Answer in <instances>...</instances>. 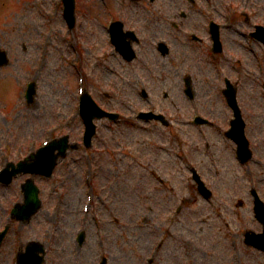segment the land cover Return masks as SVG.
Listing matches in <instances>:
<instances>
[{
	"label": "rangeland",
	"instance_id": "374dc122",
	"mask_svg": "<svg viewBox=\"0 0 264 264\" xmlns=\"http://www.w3.org/2000/svg\"><path fill=\"white\" fill-rule=\"evenodd\" d=\"M59 3L61 0H0V17L4 9H11L7 23L0 26V45L9 50L12 60L8 69L0 71V153L8 150L15 156L21 144H26L30 137L45 134L50 123L63 121L74 106L77 72L67 64L73 52L60 36L59 29L65 30L63 15L55 16L53 12V9H62ZM187 6L195 10L189 11L188 18L183 19L187 23L185 27L201 24L200 34L205 37V44H209L206 18L213 17L224 24V52L216 58L208 49V54L202 57L207 49L203 48L202 53L185 43L182 33L175 36L176 29L169 23L165 24L163 32L155 15L149 31L168 41L172 56L164 63L155 52L157 57L150 55V68L139 70L130 65L125 79L116 77L117 91L128 93L117 102L123 104L125 113H133L136 110L133 108L149 102L140 92L145 86L151 98L160 99L162 107L156 111L162 110L172 118L175 131L158 122L128 117L127 120L132 119L131 124L106 122L100 125L93 148L98 170L95 181H101L108 190L103 192L107 201L106 216L113 213L119 222L117 226L103 223L106 242L98 244L90 226L91 237L88 236L79 252L74 250L76 234L84 223L86 155L84 149L71 151L74 157L69 156L60 163L51 178H37L42 188V210L28 223L18 220L13 223L0 251V264H13L15 247L25 246L34 237L48 242L45 264H97L102 251L109 256V264H264V253L248 248L243 242L245 229L261 228L253 215L250 187L255 185L264 195V46L248 35L255 23H264V0H197L195 6L188 0H156L154 3L149 0H125L124 3L122 0H77V39L91 53V62L85 66L91 81L89 87L102 89L108 81L115 80L108 67L121 64L112 57L95 66V55L99 52L94 49L95 40L104 43L106 33L101 23L107 17V9H167L165 16L173 17L176 9H187ZM228 12L233 20L228 19ZM177 17L175 19L179 20ZM142 20L143 16L141 26ZM47 33L53 38L51 43L45 39L50 54L40 75L36 102L24 105L22 98L24 104L20 105V110H3L2 103L16 95V86L23 88L25 75L36 65L40 44ZM83 51L85 53V49ZM186 72L194 77L193 100L183 89ZM219 74L238 82L239 101L255 148V157L248 168L237 162L232 143L224 139L223 129L228 124L231 109L222 92L217 91L224 85V81L218 79ZM217 80L220 81L218 87ZM165 90L170 93L167 99H164ZM96 92L100 98L105 97L103 91L96 89ZM195 113L218 118L220 126L191 125L189 120ZM76 129L79 130V125ZM79 132L73 140L79 138ZM174 133L186 142L182 171H178L173 155L164 150L175 140ZM170 150L177 151L176 148ZM189 165L202 166L201 174L214 190V200L207 201L199 194ZM24 178L18 177L12 185H0V226L7 220L13 202L23 200L19 182ZM163 178L169 180L173 190L164 188L160 183ZM183 197L185 203L180 218L166 216L165 212L173 207L169 206L173 198L180 204ZM241 198L244 202L240 205L237 200ZM98 201L97 197L96 206ZM54 204L61 205L62 210L55 213ZM107 221L113 222L108 218ZM226 221H230V229ZM232 233L239 239L237 247L230 242ZM150 258L154 261L150 262Z\"/></svg>",
	"mask_w": 264,
	"mask_h": 264
},
{
	"label": "water",
	"instance_id": "95a60500",
	"mask_svg": "<svg viewBox=\"0 0 264 264\" xmlns=\"http://www.w3.org/2000/svg\"><path fill=\"white\" fill-rule=\"evenodd\" d=\"M67 5H68L69 14L71 13V15H72L73 14V11H74V0H67ZM242 129H243L242 124L240 122H238L237 128H236V133L237 134L235 136L238 139V141L240 142L242 150L247 151L246 150L247 142H246L245 138H244V140H242V138L240 136V133H239L240 130L242 132ZM57 146H60V144L58 142H54L48 149H46V150H44L43 152L40 153V156H42V157H45V156L49 155V162L46 165H44L43 167L32 168L31 170H33V171H35V170H42L43 172H46V173L50 174L51 173V170L54 167V164L56 162L57 155H54L53 151H54V149ZM18 170H20V169H18ZM26 191H27L26 203L25 204H22V205H19L18 206V209H17V213L20 214L19 216H23L21 212H23V210L25 209V207L33 199L32 196H31V194L29 193L30 192V187H28V184L26 185ZM34 210L32 212H34ZM32 212L31 213H27L26 215L27 216H30L32 214ZM252 242H254L256 244L255 241H252ZM29 248L32 249L34 251V253H36V251L38 250V246L36 245V243H31L29 245ZM22 263H24V262L22 261Z\"/></svg>",
	"mask_w": 264,
	"mask_h": 264
}]
</instances>
